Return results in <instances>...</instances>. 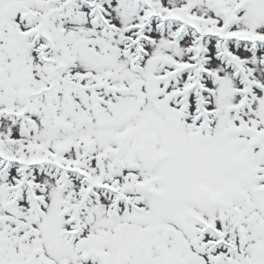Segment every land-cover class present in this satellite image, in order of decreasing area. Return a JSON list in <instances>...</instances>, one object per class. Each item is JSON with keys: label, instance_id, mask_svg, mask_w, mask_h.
<instances>
[{"label": "snow or ice", "instance_id": "obj_1", "mask_svg": "<svg viewBox=\"0 0 264 264\" xmlns=\"http://www.w3.org/2000/svg\"><path fill=\"white\" fill-rule=\"evenodd\" d=\"M0 264H264V0H0Z\"/></svg>", "mask_w": 264, "mask_h": 264}]
</instances>
